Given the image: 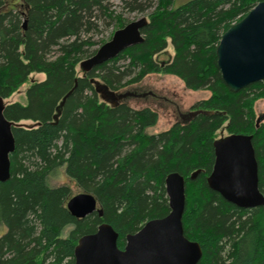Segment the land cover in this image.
Returning <instances> with one entry per match:
<instances>
[{"label":"trees","instance_id":"trees-1","mask_svg":"<svg viewBox=\"0 0 264 264\" xmlns=\"http://www.w3.org/2000/svg\"><path fill=\"white\" fill-rule=\"evenodd\" d=\"M20 1L23 17L0 0V97L8 99L31 74L45 79L30 82L25 104L13 102L3 111L15 125L10 177L0 182V264H74L77 240L101 223L118 234L122 249L126 235L169 213L164 178L171 172L185 180L183 234L200 246L198 264H264V205L238 209L207 183L215 132L226 124L228 135L252 136L258 188L264 194V127H256L250 106L264 98V80L232 93L221 81L215 56L221 35L264 0H189L176 7L173 0H156L141 31L143 42L81 77L76 67L96 49L80 35L113 19L105 0ZM132 1L138 12L153 2ZM114 20L117 29L124 26ZM169 42L172 59L157 63L154 56ZM121 61L128 64L118 65ZM135 68L133 82L148 74L171 75L187 89H207L211 96L198 103L194 117L146 135L157 122L156 112L134 110L123 101L112 107L90 83L98 79L116 92ZM26 121L33 125H22ZM60 167L94 196L100 216L96 212L79 220L69 214V189L47 185ZM68 226L72 229L62 238Z\"/></svg>","mask_w":264,"mask_h":264},{"label":"water","instance_id":"water-1","mask_svg":"<svg viewBox=\"0 0 264 264\" xmlns=\"http://www.w3.org/2000/svg\"><path fill=\"white\" fill-rule=\"evenodd\" d=\"M146 24V18H140L117 29L109 41L79 63L80 71L88 74L127 48L141 44L144 40L141 31ZM215 56L221 81L232 93L264 80V1L257 3L221 35ZM90 83L99 97L112 107L136 96L134 92L118 94L95 79ZM4 108V99L0 97V182L10 177L9 156L14 151L12 127L15 124L4 117ZM195 115L197 112L190 113L187 119ZM212 146L214 161L207 178L209 188L238 209L263 206L252 136L230 134L215 140ZM164 190L169 208L165 217L149 220L136 233L126 235L122 249L117 247L118 234L110 225L101 223L94 233L77 240L74 264H198L201 248L183 234L184 177L178 172L167 174ZM65 208L79 220L96 212L101 215L94 196L85 192L70 197Z\"/></svg>","mask_w":264,"mask_h":264},{"label":"rangeland","instance_id":"rangeland-1","mask_svg":"<svg viewBox=\"0 0 264 264\" xmlns=\"http://www.w3.org/2000/svg\"><path fill=\"white\" fill-rule=\"evenodd\" d=\"M189 0H173V7L179 6ZM8 3L5 9H13L18 12L21 17L25 12L23 3L20 0H6ZM137 3H140L137 1ZM144 3V2H141ZM157 1L153 0L150 7L144 12H138L132 9L134 5L132 0H105L103 5L107 6L108 12L112 14L113 19L101 20L98 22L97 28L94 31H89L85 35H80V39L89 38L94 43V47L91 49H98L101 45L110 40L112 34L117 30V23L114 17L123 21L126 25L130 22L136 21L140 18H146L149 20V15L155 10ZM13 4L14 6H10ZM9 5V6H8ZM174 51L171 47L170 42L167 48L154 56V60L159 64L169 62L173 57ZM128 61H121L118 65H126ZM77 76H83L79 66L76 67ZM138 70L135 68L129 71L128 75L123 76L121 83L125 84L122 88L116 91L118 94L125 92H134L138 94H147L145 97H128L123 102L134 110H140L143 108H149L150 110L157 113V122L153 127L145 130L146 135H156L169 130L175 123H181L182 119L180 114H188L198 112V103L210 98L211 93L207 89H200L197 91H191L187 89L184 83L177 77L165 74H148L145 75L139 82H133L136 78ZM45 79L44 74H31L27 83L23 84L17 92L12 94L8 99L4 100V104H10L13 102H19L25 104V90L28 88L31 81L40 82ZM100 82V80L95 79ZM251 111L254 117L255 123L259 117L262 119L256 124V127H264V98L254 100L250 104ZM22 125L31 127L33 123L26 121L22 122ZM215 139L224 138L228 135L226 131V124L219 128L215 132ZM192 173V172H191ZM191 173L188 176L191 175ZM47 185L49 187L65 186L69 189V198L75 196L83 191L74 183L73 180L69 179L65 172L64 167H60L53 171L47 179ZM193 187H188V192H192ZM72 229L68 226L62 230L61 237L66 238L68 233ZM2 230H0V234Z\"/></svg>","mask_w":264,"mask_h":264},{"label":"flooded vegetation","instance_id":"flooded-vegetation-1","mask_svg":"<svg viewBox=\"0 0 264 264\" xmlns=\"http://www.w3.org/2000/svg\"><path fill=\"white\" fill-rule=\"evenodd\" d=\"M147 94H149V93H145V94H138V93H136V96L134 97V98H137V97H145ZM190 113H188V114H180V117H181V119H182V121H185L187 118H188V115H189ZM256 158V157H255ZM213 161H214V156H213ZM257 162V161H256ZM257 174H258V163H257ZM259 189V188H258ZM261 192V191H260ZM262 193V192H261ZM263 194V193H262ZM264 195V194H263Z\"/></svg>","mask_w":264,"mask_h":264}]
</instances>
